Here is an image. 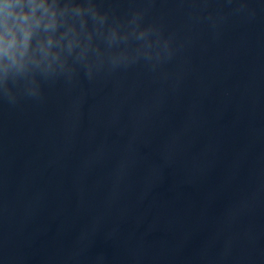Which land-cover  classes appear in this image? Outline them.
Listing matches in <instances>:
<instances>
[{"label": "water", "instance_id": "obj_1", "mask_svg": "<svg viewBox=\"0 0 264 264\" xmlns=\"http://www.w3.org/2000/svg\"><path fill=\"white\" fill-rule=\"evenodd\" d=\"M235 6L156 0L167 79L0 106V264H264V0Z\"/></svg>", "mask_w": 264, "mask_h": 264}, {"label": "clouds", "instance_id": "obj_2", "mask_svg": "<svg viewBox=\"0 0 264 264\" xmlns=\"http://www.w3.org/2000/svg\"><path fill=\"white\" fill-rule=\"evenodd\" d=\"M155 3L0 0V106L42 104L58 83H94L136 67L167 79L182 44L152 18ZM228 3L233 13L246 10L245 0Z\"/></svg>", "mask_w": 264, "mask_h": 264}]
</instances>
